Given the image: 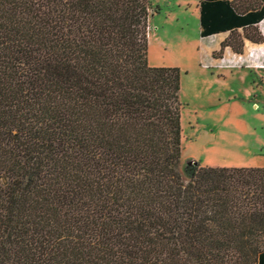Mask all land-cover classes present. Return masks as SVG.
<instances>
[{
  "label": "trees",
  "instance_id": "1",
  "mask_svg": "<svg viewBox=\"0 0 264 264\" xmlns=\"http://www.w3.org/2000/svg\"><path fill=\"white\" fill-rule=\"evenodd\" d=\"M148 0H0V264H264V167L179 168L181 70ZM264 0H199L263 43Z\"/></svg>",
  "mask_w": 264,
  "mask_h": 264
},
{
  "label": "rangeland",
  "instance_id": "2",
  "mask_svg": "<svg viewBox=\"0 0 264 264\" xmlns=\"http://www.w3.org/2000/svg\"><path fill=\"white\" fill-rule=\"evenodd\" d=\"M179 1L148 0L150 12L158 13L148 17L147 61L181 70L180 170L194 162L264 167V71L244 73L240 66L202 71L198 61L207 50L201 45L199 15L194 0H187V9ZM260 26L264 33V23Z\"/></svg>",
  "mask_w": 264,
  "mask_h": 264
},
{
  "label": "crops",
  "instance_id": "3",
  "mask_svg": "<svg viewBox=\"0 0 264 264\" xmlns=\"http://www.w3.org/2000/svg\"><path fill=\"white\" fill-rule=\"evenodd\" d=\"M177 4L183 5L186 4L189 7V1L182 0ZM195 9L199 15V0H194ZM158 12H150L149 15L154 16ZM264 23V18L258 23L259 29H261V23ZM152 27L150 23L148 24V40L151 36ZM200 30V28H199ZM263 33V32H262ZM264 34V33H263ZM229 35V31H221L213 33L208 36L200 37L202 39L201 45L207 50V56L201 58L198 61V67L208 73V70L215 69L223 71L227 68H237L240 66L241 71L247 73V69H256L264 71V42L263 43H253L248 40L244 41L243 52L241 54L235 53L231 50L230 47H225L221 57L213 56V52L217 51L220 48V43Z\"/></svg>",
  "mask_w": 264,
  "mask_h": 264
}]
</instances>
